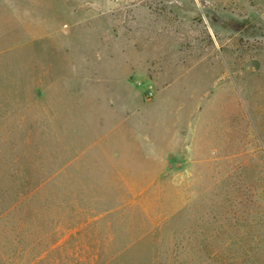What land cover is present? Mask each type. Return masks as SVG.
<instances>
[{"label": "rangeland", "instance_id": "obj_1", "mask_svg": "<svg viewBox=\"0 0 264 264\" xmlns=\"http://www.w3.org/2000/svg\"><path fill=\"white\" fill-rule=\"evenodd\" d=\"M0 264H264V0H0Z\"/></svg>", "mask_w": 264, "mask_h": 264}]
</instances>
